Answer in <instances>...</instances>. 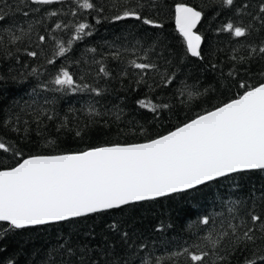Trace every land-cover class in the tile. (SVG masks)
I'll return each instance as SVG.
<instances>
[{"label": "snow or ice", "instance_id": "obj_1", "mask_svg": "<svg viewBox=\"0 0 264 264\" xmlns=\"http://www.w3.org/2000/svg\"><path fill=\"white\" fill-rule=\"evenodd\" d=\"M69 3L65 11V0H15V4L0 0V97L7 99L9 86L31 85L28 100L13 104L0 100V133L8 132L13 137L0 135V264H17L14 256L6 255L4 241L18 230L122 213L142 202L176 194L194 199L212 182L264 171V0H202L203 7L183 2L174 5L175 32L182 40L184 54L200 60L204 59V37L197 26L205 17V9L231 14L218 32L237 41L227 73V78L234 79L235 86L242 90L235 98L143 142L107 143L81 151L54 149L53 154L25 156L19 141L35 137L43 140L45 147H59L62 135L84 140L91 134L92 122L72 127L67 116L58 119L56 97L48 94L104 96L107 90L99 82L108 83L107 78L112 77L106 59L124 65L115 78L131 77L132 90L144 87L155 91V87L167 88L178 79L176 73L168 71L173 53L159 36L132 35L128 38L131 48L108 51L97 59V48L90 47L75 58L79 44L93 35V26L82 17L93 16L97 24L102 19L134 20L160 30L164 24L145 14L149 9L159 11L157 0ZM54 5L61 8L47 10ZM109 12L114 14L109 16ZM48 20H52L50 25ZM253 36L256 39L251 43L240 42ZM26 39L28 45L21 47ZM49 42L50 49L46 47ZM33 45L37 50H32ZM129 51L135 58L125 63L121 56ZM21 54L42 60L40 67L23 64ZM13 64L30 70L19 71ZM70 65H76L77 71H70ZM94 65L98 67L93 71ZM211 67L215 70L217 65ZM256 76V84L246 79ZM207 92L184 84L179 95H186L187 100L180 103L198 100ZM99 103L94 99L87 106L93 121L108 114L114 123L121 120L123 109L113 106L115 111L101 113L96 108ZM137 104L152 113L170 108L168 103L157 104L150 98L139 99ZM140 132L143 134L144 129ZM6 160L14 163L6 164ZM187 228L192 243L159 248L136 230L132 220L113 216L106 222L99 243H92L95 234L91 231L87 232L88 239H82L80 232L70 233L47 249L34 251L31 264H180V258L184 264H264V189H253L243 199L227 197L221 201L220 210L201 212ZM163 230V224L153 229Z\"/></svg>", "mask_w": 264, "mask_h": 264}, {"label": "trees", "instance_id": "obj_2", "mask_svg": "<svg viewBox=\"0 0 264 264\" xmlns=\"http://www.w3.org/2000/svg\"><path fill=\"white\" fill-rule=\"evenodd\" d=\"M160 5L159 11L147 10L145 14H151L152 18L164 24V28L155 30L141 25L134 20H126L119 22H110L102 19L97 24L93 16L82 17L93 26V35L87 37L81 42L76 51V59H79L87 48L95 47L98 52L95 54L99 59L101 54L121 48H131L129 42L130 36L147 34L149 37L159 36L163 44L169 47L173 53L171 59L173 65L168 67L169 72L176 73L178 79L173 85L167 88L155 87V91H149L147 88L141 87L138 90H132L130 84L131 77L116 79L120 68L123 64L110 58L105 60V64L112 72V77L107 78L108 83L99 82V86L106 88V94L102 97H94L88 93H77L70 95L48 94L56 97L54 108L58 119L65 116L72 122L71 126H83L92 122L91 134L84 140L73 139L71 134L62 135L59 147H45L44 141L35 137L31 141H19L23 148L25 156L37 153L53 154V151H81L88 147L100 146L107 143H136L143 142L146 139L155 138L159 135L167 134L174 130L177 126L187 122L189 119L201 114L205 110L228 102L235 98L237 93L242 90L235 86L232 78H227V73L232 68V62L229 60L231 50L237 47V41L226 33H219L218 29L230 18L227 10H221L219 14L205 9V17L197 26V31L204 37L202 43L203 60L190 57L184 54L182 40L178 38L175 32V23L173 18V9L175 3H187L191 6L203 7L202 0H157ZM10 4H15V0H9ZM70 7L69 0H65L63 8L65 11ZM61 8V5L47 6V10ZM114 13L109 12L111 16ZM64 19V17H60ZM18 19H22L18 17ZM67 19H75L68 17ZM52 20H48L47 24H51ZM32 39H35L33 35ZM256 37L241 38V43L245 40L251 43ZM134 43V42H133ZM28 40L26 39L21 47H26ZM114 46V47H113ZM51 48V42L46 45ZM32 50L35 49L34 45ZM239 55V53H237ZM135 56L131 51L121 56V60L125 63L134 59ZM23 64L30 67H40L42 60H32L31 58L21 54ZM61 61H58V64ZM216 64V69H212L211 65ZM98 66H93V71ZM14 69L27 72L30 68H24L21 65L13 64ZM54 69L49 66V72ZM70 71L76 72L77 66L70 65ZM165 69L162 67L161 72ZM253 73L257 72V67L253 65ZM223 73V75H221ZM244 73L241 72V77ZM248 82L256 84L259 77H246ZM87 82L91 83L89 79ZM149 83H153L149 79ZM159 83V80L157 81ZM190 85L200 92L208 90L207 94L200 99L181 104L180 100H187L186 95L180 97L179 89L184 85ZM31 85L9 86L6 92L7 99L3 100L5 104H13L16 101L28 100ZM175 94V97H174ZM142 98H150L157 104L168 103L169 109H160L157 113H152L146 109H141L137 101ZM99 100L100 103L96 108L104 113L111 109L115 111L117 108L123 109L121 120L114 123L111 114L102 117L93 118L86 111L87 106L93 100ZM70 109L72 111H70ZM8 109L5 108V112ZM104 121H108L105 125ZM144 129L141 134L140 129ZM2 136L13 138L11 133L2 132ZM55 133H53V136ZM6 164H12L14 161L6 160ZM256 189L257 191L264 189V171H251L235 175L232 179L212 182L202 187L196 193L195 198L192 196H182L176 194L173 197H165L155 201L143 202L136 205L132 209H126L124 212L116 211L113 214L97 215L89 218H81L75 223H60L49 226H38L36 228L18 230L15 233L8 234L4 241L7 248V256H14L17 264H31L34 251L47 249L49 245H53L59 237L67 236L70 233L80 232L82 239H88L87 232L91 231L95 234L92 239L93 244L100 242L104 235L103 229L106 222H109L113 216L116 218L127 217L132 220L137 231H142L150 244H155L159 248H177L185 241L192 243L190 232L187 225L191 220L196 219L201 212H211L214 209L220 210V203L229 196L235 198H245L249 193ZM164 225V230L155 232L153 229L158 225ZM170 225V227H169ZM180 264H184L183 258H180Z\"/></svg>", "mask_w": 264, "mask_h": 264}, {"label": "water", "instance_id": "obj_3", "mask_svg": "<svg viewBox=\"0 0 264 264\" xmlns=\"http://www.w3.org/2000/svg\"><path fill=\"white\" fill-rule=\"evenodd\" d=\"M254 171H260V170H254ZM251 172V171H250ZM159 199H161V198H159ZM146 202H148V201H146ZM143 203V202H142Z\"/></svg>", "mask_w": 264, "mask_h": 264}]
</instances>
